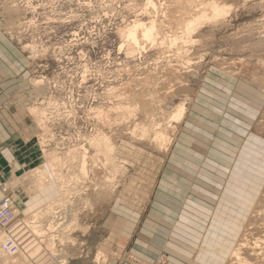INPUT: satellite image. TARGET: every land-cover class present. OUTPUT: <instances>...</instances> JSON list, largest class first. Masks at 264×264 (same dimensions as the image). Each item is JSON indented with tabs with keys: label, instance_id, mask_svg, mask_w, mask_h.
<instances>
[{
	"label": "rangeland",
	"instance_id": "374dc122",
	"mask_svg": "<svg viewBox=\"0 0 264 264\" xmlns=\"http://www.w3.org/2000/svg\"><path fill=\"white\" fill-rule=\"evenodd\" d=\"M221 1L232 5L227 16L205 24L193 33V42L180 49L181 42H169L175 34H182L179 21L187 19L176 0H154L156 9L148 0H0V29L25 54L30 78L29 88L19 91L4 107L24 108L39 127L35 136L39 163L24 169L15 184L2 185V189L9 186L17 209H23L17 191L26 195L27 209L17 210L16 215L22 225L34 221L26 224L44 231L41 236L33 235L26 228L27 241L33 244L27 256L32 263L166 262L165 255L148 261L134 244L179 131V124L174 127L168 115L181 102L188 106L199 83L212 70L243 75L264 88V0ZM152 16L161 25L158 40L150 43L138 32L140 46L132 54L120 29L136 19L149 24ZM176 64L181 68L174 74ZM172 85L165 95L164 87ZM118 103L127 109H116ZM34 106L48 112L42 124ZM96 107H113L115 120L104 123L91 112ZM139 120L160 121L173 138L169 148L160 150L149 141L134 138L131 128ZM99 128L111 137L114 154L123 166L112 181L107 167L100 162L94 166L96 151L90 139ZM81 145L88 150L87 175L74 177L78 162L62 168L71 189L64 194L48 160L64 158L70 148ZM40 180L50 188L39 201L44 210L35 217L30 214L35 210L31 198ZM255 181V190L262 191L256 211L244 223L253 222L255 227L254 235L249 233V248H244L247 255L253 253V240L264 234V185L260 178ZM65 196L69 201L57 205V213L45 212L47 204ZM68 213L77 218L71 228L65 222ZM61 222L65 223L57 231L47 232L51 223L57 226ZM2 230L0 226V237ZM3 262L0 257V264Z\"/></svg>",
	"mask_w": 264,
	"mask_h": 264
},
{
	"label": "crops",
	"instance_id": "0c3cea01",
	"mask_svg": "<svg viewBox=\"0 0 264 264\" xmlns=\"http://www.w3.org/2000/svg\"><path fill=\"white\" fill-rule=\"evenodd\" d=\"M29 86L25 54L0 29V199L3 184L40 161L37 122L20 106L4 107ZM256 178L264 181V88L212 70L179 123L134 247L148 261L165 255L164 264H218L248 217L242 209L254 205ZM17 199L23 212L22 190Z\"/></svg>",
	"mask_w": 264,
	"mask_h": 264
},
{
	"label": "bare ground",
	"instance_id": "6f19581e",
	"mask_svg": "<svg viewBox=\"0 0 264 264\" xmlns=\"http://www.w3.org/2000/svg\"><path fill=\"white\" fill-rule=\"evenodd\" d=\"M176 2L178 3L180 11H182V14L184 16H187V19L186 21L185 20L179 21L180 28H182V34L181 35L175 34L174 36L171 37L169 42L171 45H175L181 42L180 49H184L185 48L184 45H188V43L193 42V36H192L193 33H195L205 24L216 23L219 20L223 19L225 16H227V14L230 12L231 7H232V5L229 4L228 2H223L221 0H176ZM148 5L156 9V4L154 0H148ZM156 16L151 17L149 24L142 22L140 19H136L133 23H130L126 25L124 28L120 29L121 33L125 37H127V39L129 40V51L132 54L135 48L140 46V38H139L138 32H141L142 39L150 41V43L152 42L154 44L158 40L159 34L161 32V25L158 23V19ZM188 61L190 60L187 59V62ZM180 66L176 64L175 67L172 69V72L176 74L181 68ZM171 87H173V85L170 87H164L165 89H167L165 95L170 93L169 91ZM125 106L122 104H119V106H116L115 108L116 109L118 108L127 109V106L126 107ZM33 109L36 114L37 120L40 121L41 124L43 121L45 122L47 115H48V112L46 111V109L40 110L37 107L35 108V106L33 107ZM112 109L113 107H110L109 109L102 108V107H96V108H91V112L96 117H100V120H102L104 123L105 122L111 123L113 122V120H115L111 116ZM186 109H187V106L185 102L179 103L174 108V110L168 115L169 122H172V125L179 124L182 121L186 113ZM140 121L141 120H139V122L137 121L133 123L132 128H131V135L138 140L151 142L160 150H167L169 148V145H171L173 138L163 128L162 123L156 120H151V122L149 121L140 122ZM175 126L176 125H174V127ZM90 144L96 151L94 155V166L98 167L99 162H100L102 166L107 167V169L111 173L110 177L109 176L107 177L108 179H110V181H112L119 172L123 171V166L121 165V162H119V159L114 154L115 146L111 141V137L107 133H105L104 130L99 128L96 134L93 135V137L90 139ZM87 151H88L87 148L81 145V146L70 148L67 151L66 157L64 158H61L58 156L49 158L48 160L49 167L53 175L59 182L62 188L61 190L62 192H64V194L70 193L71 189H69V180H67L65 178L66 175H63V173L61 172L62 168L67 167L68 164L78 162L77 164L78 174L75 175L74 177H76L77 179H81L85 177L88 172L89 156H88ZM39 182L40 183L37 185L36 189L32 191L33 194L31 198L32 201L35 202V208H34L35 210H33L30 214H32V216H35V217H38L40 213L44 210L42 206H40L39 201L41 199V196L50 188V186L46 184L45 182H43L42 180H40ZM262 184L264 185V181L261 182V186ZM261 191H262L261 189L258 191H255L253 194V198L251 197L254 200L253 207H249V209H244V208L242 209L245 211L246 215H249L251 213H254V211H256L255 203L256 201L260 200L259 197H260ZM13 199H14V196H13ZM67 200L68 199L66 196L63 198L54 200L52 203L47 204L45 212L49 214L57 213L55 211L57 209L56 206L63 205L64 203H66ZM13 202L15 205V199L13 200ZM17 210L21 212L19 209L15 208V215H18ZM66 217L67 219H65V222L67 223L69 228L77 224V218L75 216L72 217V215L68 213ZM65 222H61L60 225H57V226L51 223L50 226L47 228V232L57 231L58 228H60V226L63 225ZM26 223H25V226L30 230V232L33 235L39 234V236H41L40 233L44 232L38 227H34L35 225L32 227L33 230L30 228L29 225H27L28 223L31 225V223H34V221L28 222L27 224ZM253 224L254 223L251 222V223L244 224V226L237 225L236 227H234V231H233L234 241L230 243V247L228 249H225L223 251L224 253L219 254V256L215 259L218 262V264H264V234L261 236H257L255 240H253V247L251 249L253 253L250 252L251 254L247 255L246 252L244 251V248H247L248 246H250V243H251V240L249 238V233L254 235L252 229H254L255 227ZM262 228H264V223L262 225ZM2 231H3V236L1 235L0 237V240H2L0 244V257L4 258V260L6 261V262H3V264H34L27 257L28 256L27 253L23 251H20V252L17 251V253H10L9 250L5 248V244L7 241V235L4 230ZM227 257L229 259H226ZM98 258L101 259V256H98ZM62 262L63 264H65L64 260H62L60 263L62 264Z\"/></svg>",
	"mask_w": 264,
	"mask_h": 264
},
{
	"label": "built area",
	"instance_id": "2783aa9c",
	"mask_svg": "<svg viewBox=\"0 0 264 264\" xmlns=\"http://www.w3.org/2000/svg\"><path fill=\"white\" fill-rule=\"evenodd\" d=\"M3 191L5 195L0 200V226L7 235L5 248H7L10 253L23 251L30 255L32 253L33 244L30 245L27 241V233L29 230L26 229L27 227L25 225H22L23 223L20 222L15 215L14 199L13 196L10 195V188L4 186Z\"/></svg>",
	"mask_w": 264,
	"mask_h": 264
}]
</instances>
